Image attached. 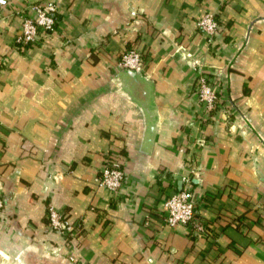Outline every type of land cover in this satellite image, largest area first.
<instances>
[{
  "label": "crops",
  "instance_id": "1",
  "mask_svg": "<svg viewBox=\"0 0 264 264\" xmlns=\"http://www.w3.org/2000/svg\"><path fill=\"white\" fill-rule=\"evenodd\" d=\"M41 1L0 10V264H264V0H53L54 30L16 43ZM128 49L141 72L117 67ZM107 154L116 192L96 183ZM183 176L201 233L162 221Z\"/></svg>",
  "mask_w": 264,
  "mask_h": 264
},
{
  "label": "built area",
  "instance_id": "2",
  "mask_svg": "<svg viewBox=\"0 0 264 264\" xmlns=\"http://www.w3.org/2000/svg\"><path fill=\"white\" fill-rule=\"evenodd\" d=\"M8 4V0H0V10ZM21 22L15 34L14 41L20 45L30 44L36 41L42 33L54 30L57 22L58 8L53 0L28 4L18 9ZM1 12V11H0ZM197 27L209 42L218 29V24L210 13H204L196 22ZM117 67L133 70L139 73L143 69L141 54L136 49L123 51L117 60ZM192 69L195 72L194 88L197 98L203 102L204 111L208 114L216 107L218 97L212 87L211 78L203 70L198 60L192 61ZM123 170L118 159L107 154L96 177V183L109 190L116 192L122 181ZM182 185L178 190L169 193L163 198L161 205L162 221L167 225H183L192 229L193 233L203 232V223L195 217L194 202L190 188L186 185L188 177L183 176ZM1 207V201H0ZM48 227L56 232L72 233V226L52 207L47 210ZM69 264H81L80 261L68 256Z\"/></svg>",
  "mask_w": 264,
  "mask_h": 264
}]
</instances>
